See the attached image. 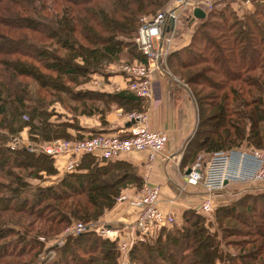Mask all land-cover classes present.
<instances>
[{
    "label": "trees",
    "instance_id": "obj_1",
    "mask_svg": "<svg viewBox=\"0 0 264 264\" xmlns=\"http://www.w3.org/2000/svg\"><path fill=\"white\" fill-rule=\"evenodd\" d=\"M167 1L0 0V264H119L116 242L94 231L56 243L67 225L103 216L129 184L138 192L143 182L135 167L86 153L57 176V157L70 156L11 144L23 133L34 145L105 133L80 128L77 116L105 122L113 107L123 114L143 110L144 99L129 90L106 95L76 88L97 74L111 76L124 48L130 62H143L133 42L140 17ZM249 2L240 13L228 5L210 10L189 43L169 53V69L181 73L197 111L182 169L200 153L264 149V0ZM199 86L213 90L211 97H201ZM54 101L73 122L48 110ZM209 103L218 111L212 122ZM182 213L180 224L135 243L130 264H264V192L218 206L212 222L198 208Z\"/></svg>",
    "mask_w": 264,
    "mask_h": 264
},
{
    "label": "built area",
    "instance_id": "obj_2",
    "mask_svg": "<svg viewBox=\"0 0 264 264\" xmlns=\"http://www.w3.org/2000/svg\"><path fill=\"white\" fill-rule=\"evenodd\" d=\"M236 0H172L166 8L140 17L138 30L133 37L138 52L145 58L139 62L112 64L111 71L122 73V79L105 82L104 75L98 74L93 79L82 83L78 88L90 92H101L111 95L126 90L137 98L152 97V79L156 72H166V61L172 43L175 24L186 13L188 20H197L193 10L200 8L207 15L218 6L235 4ZM189 10V11H188ZM239 10V8H238ZM236 10V11H238ZM240 13V11H238ZM48 110L61 116L63 120L73 122L70 112L58 101H54ZM129 125L118 133H98L81 139L55 138L41 143L39 153L50 157L56 155L81 156L86 153L95 154L100 161L107 163L128 152H146L147 165H151L161 153L168 141L164 131H153L147 126V114L143 111L126 113ZM75 161L70 159L66 170L74 168ZM183 174L185 184L199 186L203 191V200L198 209L204 214L214 210L215 195L230 184L253 185L264 184V149L251 147H232L228 150L215 151L207 159L205 165L193 164ZM160 186L143 182L137 195L122 193L115 200L127 201L136 208L137 215L133 222L126 225L127 231L121 229L101 228L93 222L76 221L66 226L63 237L57 242L59 246L67 236L94 231L101 236L119 243V264H130L128 252L131 246L152 238L163 228H171L176 224L175 215L165 213L160 208Z\"/></svg>",
    "mask_w": 264,
    "mask_h": 264
},
{
    "label": "crops",
    "instance_id": "obj_3",
    "mask_svg": "<svg viewBox=\"0 0 264 264\" xmlns=\"http://www.w3.org/2000/svg\"><path fill=\"white\" fill-rule=\"evenodd\" d=\"M182 17H185L183 20H187L188 14L184 13ZM176 33L177 23L175 24L169 53L185 45L189 36H191L189 35L191 32H188L183 39L184 42L174 46L173 39ZM166 67V72L154 73L152 97L147 100L144 99L145 106L141 110L147 114V126L151 130H161L167 134L168 143L165 149L157 155L156 160L151 165H147L146 152L131 151L128 154H121L114 161L131 163L141 177L142 182H147L154 186L159 185L160 208L165 213L174 214L177 223H180L182 212L187 210V208L197 209L204 198L201 187L185 184L183 174L186 168H180L183 151L187 144L186 140L191 138L196 130L197 111L188 86L176 78L171 69H169L167 61ZM111 69L109 67L108 70L112 73L111 76L103 74L105 82L122 79V73L111 71ZM76 119L82 129L100 130L111 134L118 133V131L125 129L129 125L127 124L129 121L126 114H123L122 109L118 107H113L112 111L107 113L105 122L94 115L77 116ZM22 138L28 141L26 133L22 134ZM82 156H70L69 160L75 161L74 168L80 163ZM69 160L65 156L57 157V169L59 170L57 176L62 174L61 171L67 169L66 166ZM136 190V186L129 184L122 191L129 196L136 195ZM136 215V209L130 206L129 202L118 201L110 211L105 213V219L114 229H121L134 221Z\"/></svg>",
    "mask_w": 264,
    "mask_h": 264
},
{
    "label": "rangeland",
    "instance_id": "obj_4",
    "mask_svg": "<svg viewBox=\"0 0 264 264\" xmlns=\"http://www.w3.org/2000/svg\"><path fill=\"white\" fill-rule=\"evenodd\" d=\"M172 0H168L167 2H166V4L162 7V8H160V9H157V11H159V10H162V9H164V8H166V6L167 5H169L170 4V2H171ZM249 1H251V0H236L235 1V4H226V5H221V6H218V8H217V10H219V9H222L224 6H227L228 5V8H230L231 10L233 9V10H238V7H244V8H249L250 9V2ZM215 10H216V8H215ZM157 11H155V12H153V13H156ZM189 11V10H188ZM186 13H188V12H186ZM146 15H149V14H146ZM142 16H144V15H142ZM183 18H185V17H182L181 19H179L178 20V22H177V33H176V35L174 36V46H177L178 44H181L182 42H184V37H185V35L186 34H188V32L190 33L189 35H192V33H193V31L195 30V28L198 26L197 24H199L201 21H203L204 19H197L196 21H193L192 19H189V20H183ZM189 37H191V36H189ZM189 43V39H188V42L186 43V44H188ZM129 50L128 49H126V48H124V51L119 55L120 56V58L122 59V61H120V62H118V63H125V62H130V61H132L133 60V56L132 55H130L129 54V52H128ZM115 64H117V63H115ZM199 68V67H198ZM198 68L195 70V71H197L198 70ZM201 69V68H200ZM180 74L181 73H179V75L177 74V76L179 77L180 76ZM176 76V78L179 80V78ZM196 89H198L199 91H200V96L201 97H204V96H208V97H211V94H212V92H213V90L211 91L210 89H208V88H203V87H197ZM76 90H80L79 88H76ZM81 91V90H80ZM195 109H196V105H195ZM215 115H218V111H216V109H214L213 107H211V104L209 103V106H208V110L206 111V116L207 117H209V118H207V119H209L208 121H210L211 120V122H212V120H213V118L215 117ZM23 139L21 138V139H18V140H16L15 142H13L12 144H11V146H21V145H24V144H28L29 145V148H30V150H34L35 152H36V154L38 153L39 154V151H38V149H39V146H37V145H34V144H32V143H30V142H26V141H22ZM41 154V153H40ZM209 158V156H205V155H202L201 153L196 157V159H194V162L192 163V165L193 164H196V163H198L199 164V168L201 167H203L204 165H205V163H206V161H207V159ZM189 163V162H188ZM191 165V166H192ZM33 184H37V182H33ZM140 190V189H139ZM139 192V191H138ZM138 192L136 193V195L138 194ZM250 193V194H259V193H263L264 192V184H258V185H253V183H250L249 185L248 184H244V185H237V184H230L228 187H226L225 189H223L222 191H220L219 193H217V195H215V202H214V210H213V213H211V214H205V217L207 218V219H209L210 221L209 222H212L213 220H214V213H215V210H216V208L218 207V206H220V205H225V204H230L232 201H234V200H237V199H239V198H241V197H243V195H244V193ZM116 202H118V200H116ZM115 202V203H116ZM115 206V205H114ZM113 206V207H114ZM112 207V208H113ZM111 208V209H112ZM111 209H109V210H105L104 211V213L102 214L103 216H101L99 219H97V220H95L93 223H95L96 225H98L99 227H103V228H105V227H109V228H111V229H114L112 226H110L109 224H108V222H107V220L105 219V213L106 212H108V211H110ZM136 209V208H135ZM136 213H137V210H136ZM74 222H76V221H74ZM90 222H92V221H90ZM133 222V221H132ZM176 222V224L178 225V224H180V223H177V221H175ZM207 222L208 221H206V224H207ZM131 223V222H130ZM72 224V223H71ZM175 224V223H174ZM175 224V225H176ZM70 225V224H69ZM68 226V225H67ZM64 230V228L62 229V232H60L59 234H60V236L61 237H63V236H65L64 235V232L65 231H63ZM121 230H123L124 232H126L127 231V228H126V226L125 227H123V228H121ZM161 231V230H160ZM159 231V232H160ZM96 233V232H95ZM96 234H98V235H100L99 233H96ZM159 234V233H158ZM158 234H156L155 236H153L152 238H147V239H145L143 242H141V243H145V242H151V241H153L154 240V238L155 237H157V235ZM101 236V235H100ZM39 240L40 241H42L43 243H44V241H45V238H43V237H39ZM65 240V239H64ZM53 242H55V240L53 241ZM57 242V241H56ZM51 243L52 242H50V243H47V245H51ZM116 244L118 245V248H119V243H117L116 242ZM56 245H58L57 243H56ZM134 245V244H133ZM132 245V246H133ZM131 246V247H132ZM130 250H131V248H130ZM130 250H129V252H130ZM129 252H128V258H129V260H130V257H129ZM46 255H48V256H50V257H52L53 256V254H54V252H53V250H48L46 253H45ZM119 257H120V254H119ZM120 260V259H119ZM165 264V263H164Z\"/></svg>",
    "mask_w": 264,
    "mask_h": 264
},
{
    "label": "water",
    "instance_id": "obj_5",
    "mask_svg": "<svg viewBox=\"0 0 264 264\" xmlns=\"http://www.w3.org/2000/svg\"><path fill=\"white\" fill-rule=\"evenodd\" d=\"M193 15H194V17H197L198 19H205L206 18V14H205V12L204 11H202L200 8H195L194 10H193ZM127 124H130V123H127ZM190 168H187V173H189L190 172Z\"/></svg>",
    "mask_w": 264,
    "mask_h": 264
}]
</instances>
